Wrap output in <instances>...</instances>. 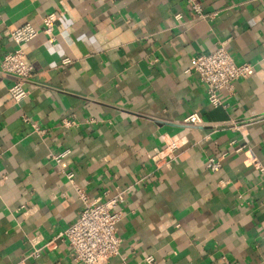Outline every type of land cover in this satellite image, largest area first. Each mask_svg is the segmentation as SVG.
Instances as JSON below:
<instances>
[{
    "label": "crops",
    "instance_id": "1",
    "mask_svg": "<svg viewBox=\"0 0 264 264\" xmlns=\"http://www.w3.org/2000/svg\"><path fill=\"white\" fill-rule=\"evenodd\" d=\"M196 2L214 16L195 20L185 0H0V59L15 48L11 31L62 14L52 42L39 34L24 46L27 99L15 104L0 74V264L80 216L67 173L94 202L125 192L119 256L106 264H264V0ZM217 40L252 69L213 107L189 69ZM190 114L200 126L182 124ZM172 139L175 159L156 168L151 157ZM27 264H74L73 254L58 240Z\"/></svg>",
    "mask_w": 264,
    "mask_h": 264
},
{
    "label": "built area",
    "instance_id": "2",
    "mask_svg": "<svg viewBox=\"0 0 264 264\" xmlns=\"http://www.w3.org/2000/svg\"><path fill=\"white\" fill-rule=\"evenodd\" d=\"M185 2L195 20H206L214 16L204 14L196 0H185ZM174 18L180 20L181 16L175 15ZM61 20L60 12L49 13L42 16L39 28L25 24L10 32L9 37L15 44V48L0 59V74L12 79L8 93L15 104H20L27 99L29 95L27 86L34 76V68L27 60L24 46L39 34L44 35L48 42H52L56 23ZM228 42V40H217L211 52L198 54L190 61L189 71L197 75L200 84L204 86L207 101L213 107L222 106L221 92L232 94L234 82L246 78L252 69L248 63L237 64L235 62L227 49ZM69 62L68 59H64L61 65L65 66ZM22 120L29 121L26 116H22ZM201 123L196 114H190L182 121V124L187 127L200 126ZM32 125L34 132L40 134L41 131L35 124ZM74 126L76 124L69 119H63L61 122V127L64 129ZM179 148L180 143L177 140L172 139L167 142L163 149L151 157L156 168L168 167L175 159V153ZM65 153L55 155L54 160L59 162ZM235 153L244 156L243 164L246 167L263 170L249 149L238 148ZM223 157L224 155H221L219 158L208 159L206 168L211 172H216ZM66 178L82 204L80 216L43 246L33 247L29 254L17 264H27V260L38 258L42 250H49L58 240L67 243L73 254L74 264H106L111 258L119 256L121 240L116 235V225L121 220L119 207L124 201L125 192L118 191L113 196H108L103 202H94L87 197L83 188L74 182L72 173H67ZM153 262L152 257L144 260V264H153Z\"/></svg>",
    "mask_w": 264,
    "mask_h": 264
}]
</instances>
